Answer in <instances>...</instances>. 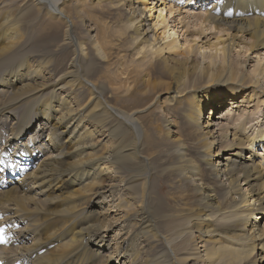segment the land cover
Returning a JSON list of instances; mask_svg holds the SVG:
<instances>
[{
    "label": "bare ground",
    "instance_id": "obj_1",
    "mask_svg": "<svg viewBox=\"0 0 264 264\" xmlns=\"http://www.w3.org/2000/svg\"><path fill=\"white\" fill-rule=\"evenodd\" d=\"M61 1L56 7L51 0H0V225L14 233L0 237L6 264H264V226L256 220L257 211L264 213V131L247 136L235 119L228 132L215 128L221 115L203 117V106L224 110L226 103L239 111L264 103L258 80L264 77V0L205 1L208 8L196 19L224 27L231 38L196 52H219L221 64L215 55L201 64L191 56V40L178 51L175 34L191 32L180 21L160 25L158 13L152 28L164 30L153 33L155 0H78L88 14L104 2L115 10L119 25L100 39L90 26L99 13L78 26L77 6ZM170 2L173 14L177 1ZM171 27L172 38L159 44ZM149 33L159 45L147 58ZM237 35L251 39L245 53L263 51L251 72L243 70L246 61L226 63ZM112 38L117 52L107 61L103 46ZM125 45L147 60L133 73L118 53ZM112 64L120 68L110 72ZM123 75L133 84L124 97L117 94ZM152 82L160 93L170 90L159 101L169 117L148 139L135 115L157 101L160 93L150 97ZM12 158L23 175L17 180L2 175ZM164 183L169 200L160 196ZM215 215L224 220L215 223ZM119 219L129 232L121 241L110 236ZM188 223L190 241L169 239ZM258 247L259 255L252 254Z\"/></svg>",
    "mask_w": 264,
    "mask_h": 264
},
{
    "label": "rangeland",
    "instance_id": "obj_2",
    "mask_svg": "<svg viewBox=\"0 0 264 264\" xmlns=\"http://www.w3.org/2000/svg\"><path fill=\"white\" fill-rule=\"evenodd\" d=\"M68 2H72L77 6V14L79 15V17L81 18V21H78V26H80L81 24H83V22H86V18H90L92 16V14H94L95 16L98 15V13L100 14L99 19H94L92 16V22H91V27L94 29V31H92V35H97V37L100 39L103 36L104 31H107L109 29H113L115 27H117L119 24L116 23V12L115 10H111L108 9L106 6L107 3L104 2L102 3V6L99 7L97 10L95 9V11L97 13L92 12V14H88L86 9L82 8L81 6V2L78 0H67ZM177 1V11H175L173 14H170V5L174 6V8L176 7L173 2H166L164 0H155V4H154V8L152 9L154 13H152V15H154L153 19L150 20L151 22H148V27H150V30H152V32H157V31H161L164 30V28H160V29H155L152 28V25L156 22L157 20V16L159 13V23L160 25H167L168 27L173 26V24L177 23L178 21H180L185 27H188V29H190V34L188 33H184V35L182 36L183 32H178L177 35L175 34V38L177 39V46L180 47V49L178 50L179 52H184L183 48H184V41L186 40H191L189 42V45L193 46L192 49H190L191 56H196L195 58H197L199 60V62L201 64L207 63L208 62V57L211 55H215L214 60L217 64H221L220 60L222 58V56L219 54V52H215L214 50L209 51V50H202V51H197L198 47L200 46H206L210 45L211 43L216 42V39L219 38V40L222 41H226V43H229L230 40V36H231V31H227L224 27L220 26L217 28H212V27H208L205 23L202 25V23H200V21L198 19H196V17L198 16H202L204 14V12H206L207 10V4H206V0H175ZM211 1V0H209ZM219 2V0H217ZM51 2L54 3V5L57 7V4H60L62 1L61 0H51ZM67 2V3H68ZM194 2V3H193ZM216 2V1H215ZM147 3H150L147 2ZM145 3L147 6H149L150 4ZM162 4L159 6V4ZM189 3V4H188ZM194 6H193V4ZM213 3V2H212ZM203 6V7H202ZM69 7V5H68ZM66 7V8H68ZM139 7H142L141 4L139 3ZM160 7V9H159ZM65 8V9H66ZM173 8V9H174ZM122 9V8H121ZM159 9V10H158ZM175 10V9H174ZM123 11V10H122ZM146 12V11H145ZM190 16V17H189ZM82 17H84L85 19H83ZM149 17V15H148ZM162 17H164L165 22L162 23ZM204 28L203 31L200 33V28ZM71 30H74V26L73 24L70 26ZM169 31V33L165 36V40L163 42H159V44H162L164 42H168L169 38H172V35H170V32H172V27L171 28H167ZM83 34L88 36V31L86 30H82ZM40 33H43V31H41ZM197 34V35H195ZM234 35V34H233ZM148 39L150 40V44L145 45L144 48V54L147 58L151 56V54L153 53L154 50V46L158 47V43H154V39H152V34H148ZM251 39H249L248 35L246 36H241V35H237V38L233 41L234 43L232 44V42H230V45H234L233 48H231V46H229L228 49V57L226 58V63L229 64V62H239V61H246L247 65L243 66V70L245 73L247 72H251V70L255 67L256 65V61L259 60V58H263L262 54L263 51L257 52L254 49H249L248 51H246L245 53V48H244V44H248L250 43ZM157 42V41H156ZM158 44V45H156ZM127 45V44H126ZM122 46L120 48V50L118 51V53L122 56V64L126 65L128 67L129 70H132V73L134 72V69L136 68H141L144 67V62H146L147 60H143L141 62V56H132L131 54L134 53L133 48L130 49L131 46L128 43V46L130 45V47L128 46ZM116 47V41L115 38H112L111 40H107L105 45L103 46V49H105V55H106V59L107 61H111L110 55L111 54H115L117 52L116 49H114ZM129 50L131 52H129ZM133 51V52H132ZM196 52V55H195ZM241 55V57H240ZM260 56V57H258ZM179 58V57H178ZM141 63H140V62ZM113 65V64H112ZM106 66L108 68V70L110 72H115L118 68H120L119 66ZM102 67H104V65L102 64ZM129 73V72H128ZM120 78H124L126 80L125 85L122 86V89L120 91H117V94L120 96H125L126 91H130L131 87H132V83L131 82V78H129V80H127V76L123 75ZM166 83L169 84L170 90H171V84L169 82V79H166ZM258 80L260 82L259 87H263L264 88V77L259 76ZM128 83H130V87H128ZM157 83V82H156ZM160 86L157 83L156 87H153V82L150 86L149 92H150V97L155 93L158 92V94L160 93L159 91ZM163 90L162 93H160L159 97L156 99L157 101H155L153 104H151L150 106L146 107L145 110L142 111V113L140 114H136L135 116L137 117V119H139L141 125H142V130L144 132V136L148 139H155L154 136H152V129L157 133L158 130H160L161 127H163L164 123L167 120V117L169 112L167 111V107H165L164 109L159 105V101H166V95H168V93L170 92ZM146 102V100H144ZM238 101V100H237ZM238 102H242V98L239 99ZM244 106L243 104H240ZM223 109H214L213 108H209L208 106H203V117H206L211 113L212 115H216L215 117L218 118L219 116L220 119L216 120L218 125L215 126V128H222V129H227L228 132L229 130V126H234V124L238 121V119H240L239 122L237 123H241L243 124L241 126V129H245L244 134L248 136V134H250L251 131H256V130H262L264 131V103L260 106H256V102L254 103H250L248 106V109L244 110L242 108H240V110H235L236 108H231V104L230 105H226V103L223 106ZM227 108V109H226ZM222 110V111H221ZM248 112L251 113H256V114H248ZM229 113V115H227ZM248 114V115H246ZM229 116V118H227ZM237 116H239L240 118H237ZM237 119V121L235 120ZM245 120L246 122L244 123V121L242 122V120ZM3 120V118H2ZM39 122L36 121V123L34 122L32 127L34 128L31 132L34 133L36 131V128L38 127ZM31 127V128H32ZM1 129V126H0ZM44 136L43 139L47 138L44 134L41 136V138ZM43 143H46L47 139L43 140ZM3 143L4 141L1 140L0 141V148H3ZM7 144V143H6ZM255 145V147H257V141H254L253 146ZM262 145V144H261ZM212 149L213 146H211ZM209 147V148H211ZM258 148V147H257ZM259 154L261 153V150H259L258 152ZM211 155V159L214 161L216 159V155L214 154H209ZM245 155V154H244ZM264 166V164L262 165ZM242 187L244 188L243 184H241ZM162 187H160L161 192H160V196H166V199L169 200L171 198L170 195V189L168 188V185L166 183H164L163 185H161ZM263 186H264V178H263ZM262 191L264 192V187L262 189ZM249 193V192H248ZM109 199V198H108ZM107 198L105 199V201L109 204V200ZM253 199V198H252ZM116 200V197H114V202ZM252 200H250L251 202ZM112 202V201H111ZM254 202V201H253ZM252 202V203H253ZM257 217L256 220L258 222L259 227L264 226V213H261L260 211L256 212ZM111 216V215H110ZM262 218H259V217ZM215 219V223L217 221H222L224 219H217V215H215V217H213ZM258 218V219H257ZM253 219H255V217H253ZM122 219L116 220L117 225L114 229V232L111 235H114V237L118 238V241H121L123 238L127 237L126 235L129 236V232L127 233V227L126 225L121 221ZM191 224H182L179 229H177L176 232H174V234L169 238L172 239L173 242H177V243H181V242H186V241H190L191 238L194 236V233L191 232L188 227H190ZM74 226H72L71 228H73ZM125 228V229H124ZM128 238V237H127ZM168 238V237H166ZM167 240V239H166ZM90 242V247H94V240L89 241ZM89 244V243H88ZM93 244V245H92ZM136 245V244H135ZM237 249H240L241 247L237 245H234ZM105 247V248H104ZM259 247L257 249H255V251H253L252 254L255 255H259L260 250H258ZM102 251L106 252V246L103 245L102 246ZM174 250V249H173ZM258 250V251H257ZM264 254V253H263ZM246 260H243L242 262H245ZM120 264H123V261H120ZM189 263H193V262H189ZM127 264V263H125Z\"/></svg>",
    "mask_w": 264,
    "mask_h": 264
}]
</instances>
